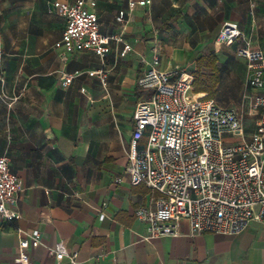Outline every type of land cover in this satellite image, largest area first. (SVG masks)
<instances>
[{"label":"crops","instance_id":"obj_1","mask_svg":"<svg viewBox=\"0 0 264 264\" xmlns=\"http://www.w3.org/2000/svg\"><path fill=\"white\" fill-rule=\"evenodd\" d=\"M54 1L0 0V88L18 97L9 105L0 96V156H10L23 186L11 204L17 218L0 222V264H18L20 239L34 229L42 232V244L31 249L35 264H72L49 250L59 242L78 253V264H264V217L234 235H191L182 221L181 235L145 238L148 224L136 210L153 194L133 185L126 170L134 111L148 97L138 79L156 49L163 70L178 68L175 78L192 84L193 98H208L194 81L199 59L206 58L201 71L209 73L210 55L218 59L211 98L219 104L234 100L224 96L226 78L252 100L264 93L248 83L252 69L237 55L242 40L216 43L223 24L233 21L251 48L264 52V0H153L134 7L131 0H86L101 31L121 38L105 57L91 50L63 56L55 48L66 19ZM125 43L133 49L122 56ZM100 70L105 83L89 74ZM67 74H75L70 84ZM258 117L256 110L243 119L248 135Z\"/></svg>","mask_w":264,"mask_h":264},{"label":"built area","instance_id":"obj_2","mask_svg":"<svg viewBox=\"0 0 264 264\" xmlns=\"http://www.w3.org/2000/svg\"><path fill=\"white\" fill-rule=\"evenodd\" d=\"M153 0H131L130 6H148ZM53 7L66 19V27L55 48L65 56L83 50L105 57L120 36L106 35L100 29L96 12L86 0L73 3L54 1ZM121 11L119 20L125 21ZM242 40L237 55L246 59L252 72L248 83L264 89V52L251 48L238 23L226 21L216 39L219 46ZM133 49L125 43L126 56ZM138 86L148 92L134 111L135 129L128 151L126 170L133 185L144 184L153 196L136 210L137 218L148 224L145 238L178 236L182 221L190 234L240 233L253 220L264 217V93L255 94L252 107L259 112L256 129L247 134L243 117L233 107L222 106L213 98L191 97L192 84L176 79L179 69L161 68L158 49ZM106 82L104 70L91 71ZM75 74H67L70 84ZM0 83H3L0 77ZM0 96L9 105L18 99L0 88ZM240 137V141L232 139ZM22 180L11 168L8 154L0 156V222L14 221L11 208L22 190ZM105 217V213L101 214ZM42 244V232L34 229L20 239L18 264H35L31 249ZM59 260L66 257L78 264L77 252H69L64 242L50 246Z\"/></svg>","mask_w":264,"mask_h":264},{"label":"rangeland","instance_id":"obj_3","mask_svg":"<svg viewBox=\"0 0 264 264\" xmlns=\"http://www.w3.org/2000/svg\"><path fill=\"white\" fill-rule=\"evenodd\" d=\"M224 82L229 83L224 85L223 87L225 94L224 96L226 98H232L234 100L220 104L237 109L240 115L243 117V119H245L246 116L253 115L256 112V110L252 107V95H250L249 92L246 90L243 92L240 91L241 90L240 85L232 84V81L228 80L227 78L224 79ZM237 94H241V95H237ZM240 140H241L240 137H236L232 139V141H240Z\"/></svg>","mask_w":264,"mask_h":264},{"label":"trees","instance_id":"obj_4","mask_svg":"<svg viewBox=\"0 0 264 264\" xmlns=\"http://www.w3.org/2000/svg\"><path fill=\"white\" fill-rule=\"evenodd\" d=\"M208 61H210V71L207 75L205 73H202L201 67L202 64L206 61L205 59H199L198 61V70L196 71V79L194 81L195 84V91H207L208 92V98L213 97L214 93H216V88L219 83V68L217 66V58L213 55H210L208 58ZM204 77H207L205 79Z\"/></svg>","mask_w":264,"mask_h":264}]
</instances>
